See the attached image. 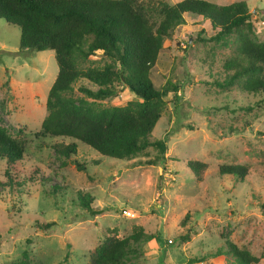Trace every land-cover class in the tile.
Instances as JSON below:
<instances>
[{"label": "rangeland", "instance_id": "obj_1", "mask_svg": "<svg viewBox=\"0 0 264 264\" xmlns=\"http://www.w3.org/2000/svg\"><path fill=\"white\" fill-rule=\"evenodd\" d=\"M241 1L249 11L250 36L264 40V0ZM214 33L208 21L189 14L170 30L149 70L155 88L165 78L177 87L176 97H163L147 136L148 142L162 141L164 151L148 145L116 159L80 141L42 134L45 97L57 72L53 51L20 50L18 27L0 19V127L21 144L23 173L36 169L20 193L0 187V263L25 252L32 264H89L109 230L121 238L138 225L153 238L134 245L124 264H234L225 255L228 242L256 256L254 264H264V94L246 91L242 79L225 84L231 71L224 63L235 56L237 37L231 33L216 41ZM74 62L85 69L110 58L96 50L86 58L75 55ZM113 84V95L92 100L79 86H95L77 78L65 95L96 108L140 100ZM70 142L76 153L69 158L53 150ZM159 153L165 159L149 164ZM188 161L204 164L199 176ZM229 164L244 165L245 175L218 173ZM3 167L0 161V181ZM79 193H88L91 208L100 212L81 206ZM48 221L49 228L37 227Z\"/></svg>", "mask_w": 264, "mask_h": 264}, {"label": "trees", "instance_id": "obj_2", "mask_svg": "<svg viewBox=\"0 0 264 264\" xmlns=\"http://www.w3.org/2000/svg\"><path fill=\"white\" fill-rule=\"evenodd\" d=\"M184 14L208 21L215 30L211 39L236 33L237 47L233 58L224 67L231 71L225 84L242 79V87L249 92L264 94V40L251 36L249 11L244 1L215 4L206 0H179L172 4L149 0H0V19L19 29L20 50L53 51L57 65L55 77L45 97L46 114L40 122L42 134L80 141L98 154L124 159L148 145H155L162 153V141L148 142L147 136L160 117L165 105L163 97H176L177 87L165 78L155 88L149 78L158 51L170 30L183 19ZM100 50L110 58L101 67H75V55L86 58ZM77 78H83L95 89L79 86V91L92 100H102L114 94V82L139 98L123 106L96 108L85 99L78 103L65 95ZM53 150L64 158L76 153L74 142L57 143ZM155 155L148 163L164 160ZM0 161L3 180L0 187L20 193L34 181L36 169L23 173V150L4 128L0 127ZM80 171L83 164L72 160ZM187 167L199 176L204 164L188 161ZM220 174L242 178L246 168L242 164L222 165ZM81 206L92 214L88 193L77 194ZM53 222L38 223L41 230ZM94 248L89 264H124L135 252L134 245L153 238L140 226L134 225L125 237L118 238L115 230ZM225 255L234 264H254L258 258L248 251L227 243ZM0 264H32L23 252L15 261Z\"/></svg>", "mask_w": 264, "mask_h": 264}, {"label": "built area", "instance_id": "obj_3", "mask_svg": "<svg viewBox=\"0 0 264 264\" xmlns=\"http://www.w3.org/2000/svg\"><path fill=\"white\" fill-rule=\"evenodd\" d=\"M123 214H125V215H129L130 213H129V210H123Z\"/></svg>", "mask_w": 264, "mask_h": 264}]
</instances>
